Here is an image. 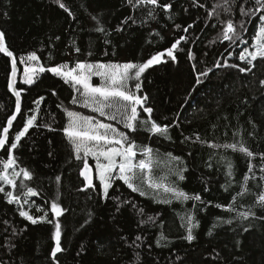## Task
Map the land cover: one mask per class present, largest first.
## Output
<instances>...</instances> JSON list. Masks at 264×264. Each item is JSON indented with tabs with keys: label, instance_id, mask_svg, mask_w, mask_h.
I'll return each mask as SVG.
<instances>
[{
	"label": "trees",
	"instance_id": "obj_1",
	"mask_svg": "<svg viewBox=\"0 0 264 264\" xmlns=\"http://www.w3.org/2000/svg\"><path fill=\"white\" fill-rule=\"evenodd\" d=\"M62 2L68 11L56 0H0V30L20 67L17 87L23 101L21 115L0 153V171L15 158L14 167L7 169L9 175L21 169L31 173V179L22 174L16 178L15 188L0 182L1 263L264 264V208L258 200L264 194L260 178L264 162L258 155L251 160L255 178L246 182L244 192L250 158L230 148L209 146L243 140L254 153L264 152V85L260 84L264 60L258 58L251 72L239 70L249 67L239 56L251 49L264 19L259 12L251 19L241 15L239 8L247 11L254 0H237L231 12L220 8L213 12L222 0H160V4L170 3V10L135 6V0L133 4L128 0ZM228 19L241 34L235 42L221 38L226 26L221 21ZM242 20L243 32L238 26ZM101 27L104 31H97ZM177 41L173 60L167 50ZM32 53L39 57L35 63L46 70L25 84V65ZM159 53L164 54L161 62L143 72L137 94L147 96L144 107L153 109L151 119L156 123L169 125L168 132L154 134L139 124L137 131L127 132L138 146L139 160L145 157L143 148L153 149L154 180L168 176L170 185L201 200L168 202L140 195L141 190L134 192L119 179L112 181L105 197L100 181L87 184L81 174L83 160L75 158L64 132L68 111L87 112L79 102L80 93L47 69L61 65L71 69L79 62L140 64ZM11 72V59L0 53V138L15 114ZM201 72L208 74L197 83ZM74 97L77 104L71 103ZM33 116L34 126L11 149L15 136ZM147 118L140 109V119ZM177 169H186L184 180L175 175ZM28 189L37 195L29 196ZM8 192L18 199L9 203ZM52 202L64 209L61 216L51 212ZM21 211L37 218V223L21 216ZM242 212H255V216L243 219ZM189 216L196 225L192 241L186 239ZM56 222L64 250L53 260Z\"/></svg>",
	"mask_w": 264,
	"mask_h": 264
},
{
	"label": "snow or ice",
	"instance_id": "obj_2",
	"mask_svg": "<svg viewBox=\"0 0 264 264\" xmlns=\"http://www.w3.org/2000/svg\"><path fill=\"white\" fill-rule=\"evenodd\" d=\"M60 8L68 11L66 5L62 0H56ZM246 3L247 0H244ZM129 4H133L134 0H128ZM237 0H222L221 4L213 7V12H216V8L222 9L224 12H231L233 4H236ZM139 5H152L159 6L165 10H170L172 5L170 3L160 4V0H135V6ZM239 11L242 16L249 17L251 19L257 12L264 14V0H254V4L247 11L241 6ZM7 15V13H5ZM69 15L71 13L69 12ZM219 16V13H216ZM264 18V17H262ZM93 19H96L93 17ZM222 24L226 26L222 32V40L235 42L236 40L241 39V34L237 32V25L234 24L232 19L227 21H221ZM239 28L241 32L246 31L245 21L239 23ZM179 27V25H177ZM192 27V25H189ZM97 31L103 32L104 29L98 28ZM187 31V28L184 29ZM59 39V37H57ZM179 41L172 45L171 48L167 50V55L173 60L176 59L173 49L177 47ZM254 50L244 49L243 53L239 56L241 61H247L249 67L240 68L241 72H251L253 68L256 67L255 61L259 59L264 60V25H261L258 31V34L255 36V44L252 46ZM79 52V48L76 49ZM0 53L6 54L11 58L12 72L11 75L13 78L16 77V64L17 60L13 52L9 50L6 45L5 33L0 30ZM163 53L152 56L144 63H125L120 64H88L84 62H79L75 65L74 68L67 69V65H61L58 67H52L47 69L57 76H61L65 79V82L71 83L75 88L77 93H80L79 102L82 103L83 107L91 108L93 112L99 113L100 117H106L109 121H117L123 123L124 127L129 130V132L137 131L138 124L142 128H146L147 131L166 135L169 129V125H163L156 123V121L151 119V113L153 109L151 107H144V102L147 100V96L138 95L141 84L139 82L135 83L134 90L130 87L129 82L132 80L139 81L141 74L152 66L154 63H160ZM27 60L37 61L39 57L32 53L27 57ZM217 67L220 65L217 64ZM233 67H236L233 65ZM46 69L40 67L39 71L44 72ZM35 68H26L24 70V83L31 84L33 83L32 76L30 73L35 72ZM211 71V69H209ZM207 72H201L197 76V83L200 82V76H206ZM100 77L101 83L99 85L92 84V77ZM261 85H264V80L260 81ZM11 87V85H10ZM15 95L17 97L15 103L16 113L21 111L20 103V92L16 91ZM72 104H77L78 99L72 98ZM138 109H141L144 113L148 114L147 119H140V112ZM68 125L64 128V132L67 136L68 141L72 145L75 158L77 160H83V171L82 175L87 180L89 186L92 185V176L89 174L91 168L88 164V157H92L95 160V168L98 173V178L100 183L103 186L104 196L107 197L109 188L112 186V181L114 179H119L123 181L132 191H140L137 187V183L143 184L147 183L148 187L157 191H163L164 193L171 194L174 198L180 200H196L200 201L201 197L199 195L190 196L188 193L179 189L178 187L172 186L170 184L161 183L153 179L152 173V164L151 157L153 149L151 147H145L142 149V155L147 157V159H140L138 163H134V160L137 156V144L134 140H131L128 132L120 131L112 123H105L103 121L97 120L93 116H84L79 112L68 111ZM16 115H12L10 119L7 120V127L3 128V136L0 138V149H4L6 143H8V133L9 129L12 127L13 121L16 120ZM36 117L33 116L27 120V125L15 136V143L10 145L11 149L17 148L19 141L25 134L29 131L31 127L34 126ZM199 140V136H197ZM212 148H230L233 151H239L245 154L249 159L248 164V173L244 176L245 184L242 186L244 192H247L246 182L248 180L255 178L254 168L256 167L251 163L252 159H255L258 155L260 160L264 162V152L254 153L248 147L245 146L244 141L240 140L236 143L217 145L210 144ZM83 154V155H81ZM119 158V160L117 159ZM176 161L180 160V157H174ZM16 163L15 158L9 159L4 163V171H0V180L6 181L7 184L11 185L13 188L16 187V178L20 177L21 174L25 179H31V173L26 169H21L19 172H14L10 177L7 173V169H10ZM186 169H177L175 175L179 180H184L185 176L183 171ZM261 172H264V167L260 168ZM115 174V175H114ZM251 174V175H249ZM228 175H232V164L228 163ZM264 179V176L260 177ZM59 180V177H57ZM0 191H3V188H0ZM27 194L29 196H35L37 193L32 189H28ZM144 191H140V195H145ZM244 193H238V195H243ZM7 196L9 197V203H12L14 200L18 199L13 196L12 192H8ZM235 199V198H233ZM259 205L264 208V194L259 195ZM170 202V201H168ZM219 207V205H218ZM42 211V209H37ZM64 209L56 202L51 203V212L59 217L63 214ZM142 212V210H141ZM20 215L30 220L33 224L37 223V218L29 215L26 211H21ZM255 216V212H242L240 216L243 219H248L249 216ZM47 216V213L44 214V217ZM40 217L39 219H44ZM149 219H152L151 217ZM50 223L52 221H49ZM143 223V221H142ZM232 223V221H228ZM188 234L186 239L192 241L194 236L192 235V229L196 225L193 224V217H188ZM248 231L247 228L244 229ZM61 226L59 222L55 223V248L51 252L53 260L56 259L57 254L62 252L64 249L61 247ZM137 240L140 237L136 238ZM161 239H164L162 236ZM159 243V241H158ZM58 264V262H57Z\"/></svg>",
	"mask_w": 264,
	"mask_h": 264
},
{
	"label": "rangeland",
	"instance_id": "obj_3",
	"mask_svg": "<svg viewBox=\"0 0 264 264\" xmlns=\"http://www.w3.org/2000/svg\"><path fill=\"white\" fill-rule=\"evenodd\" d=\"M261 25H264V19L262 20ZM254 44H255V38H254V43H253V45H254ZM253 45H252V46H253ZM252 46H251V49H249V50H254V49L252 48ZM242 53H243V52H242ZM29 61H30V60H29ZM103 64H104V63H103ZM110 64H120V65H123V64H125V63H110ZM26 68H35V69H36L35 72L30 73V75L32 76L33 82H34V81L36 80V77L38 76V74L41 73V72L39 71L40 66L37 65V64L35 63V61H30L29 63H27V64L25 65V69H26ZM142 74H143V73H142ZM142 74H141V76H142ZM141 76H140V78H139V83L141 82ZM23 80H24V77H23ZM91 82H92L93 85H99V84L101 83L100 77H98V76H93ZM134 82L137 83L136 80H132V81L129 82L130 87H133ZM81 105H82V103H81ZM82 106H83V105H82ZM84 108H85V107H84ZM86 110H87V112H79V113H80L81 115H84V116H93V117H95L97 120L103 121V122H105V123H112V124H113L115 127H117L120 131H124V132H127V131H128V129H126V128L124 127L123 123H120V122H119V118H118L117 121H109L106 117H100V116H99V113L93 112L91 108H86ZM70 111H72V110H70ZM138 111L140 112V109H138ZM75 112H78V111H75ZM81 155H83V154H81ZM138 155H139V152L137 151V156H136V158H135V160H134V163H138V161H139V156H138ZM117 159L119 160V158H117ZM143 159H147V157H144ZM89 160H93L94 162H95V160H94V158H92V157H88V164H89V166H90V168H91V171H92L93 182H94L95 180H98V181H99L98 173H97V170H96V168H95V165L92 166ZM151 164H152V170H153V159H152V157H151ZM12 174H13V173H12ZM8 175H9V173H8ZM114 175H115V174H114ZM151 175H152V173H151ZM9 176L11 177L12 175H9ZM168 178H169L168 176H165V177H163V179H162L161 181H158V182L166 183V184H170V182L168 181ZM156 181H157V180H156ZM0 182H2V183H4V184H7L6 181H2V180H0ZM137 187H139V189H140L141 191H144L146 194H150V195H152V196H155V197L159 198L160 200H166V201H168V200L175 199L171 194H170V196L165 197L164 192H163L162 190H161V191H157V190H154V189L149 188L148 185H147V183H143V184H140V183H139V184L137 185Z\"/></svg>",
	"mask_w": 264,
	"mask_h": 264
},
{
	"label": "water",
	"instance_id": "obj_4",
	"mask_svg": "<svg viewBox=\"0 0 264 264\" xmlns=\"http://www.w3.org/2000/svg\"><path fill=\"white\" fill-rule=\"evenodd\" d=\"M7 45V44H6ZM10 50V49H9ZM11 51V50H10ZM4 54V53H3ZM6 55V54H5ZM7 56V55H6ZM15 56V55H14ZM8 57V56H7ZM10 58V57H9ZM11 59V58H10ZM17 60V59H16ZM19 74H20V67H19V65H18V63L16 64V77L15 78H13L12 77V75H11V79H10V85H11V87H10V89H11V92H12V94L16 97V95H15V92L16 91H19L20 92V103H21V111H20V113H16V111H15V114L14 115H16V120L15 121H13V124H12V127L9 129V133H8V142H9V137H10V133L12 132V130H13V128H14V124H15V122L19 119V117H20V115H21V112H22V108H23V101H22V91L20 90V89H18V87H17V85H18V80H19ZM16 99H17V97H16ZM7 127V126H6ZM3 136V135H2ZM2 138V137H1ZM7 144L8 143H6V145H5V147H4V149H0V153L1 152H3L4 150H5V148H6V146H7ZM91 176H92V171H90V173H89ZM92 183H93V178H92ZM87 184H88V182H87ZM0 264H3V263H1V261H0Z\"/></svg>",
	"mask_w": 264,
	"mask_h": 264
},
{
	"label": "built area",
	"instance_id": "obj_5",
	"mask_svg": "<svg viewBox=\"0 0 264 264\" xmlns=\"http://www.w3.org/2000/svg\"><path fill=\"white\" fill-rule=\"evenodd\" d=\"M14 167V166H13Z\"/></svg>",
	"mask_w": 264,
	"mask_h": 264
}]
</instances>
